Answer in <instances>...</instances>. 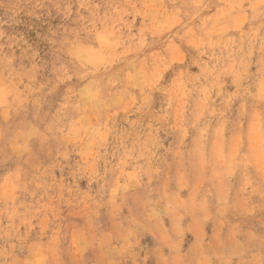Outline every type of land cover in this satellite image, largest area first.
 <instances>
[{"label": "clouds", "instance_id": "1", "mask_svg": "<svg viewBox=\"0 0 264 264\" xmlns=\"http://www.w3.org/2000/svg\"><path fill=\"white\" fill-rule=\"evenodd\" d=\"M0 264H264V0H0Z\"/></svg>", "mask_w": 264, "mask_h": 264}]
</instances>
